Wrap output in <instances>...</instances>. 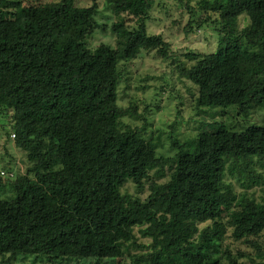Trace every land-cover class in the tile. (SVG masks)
I'll return each instance as SVG.
<instances>
[{"label":"trees","instance_id":"trees-1","mask_svg":"<svg viewBox=\"0 0 264 264\" xmlns=\"http://www.w3.org/2000/svg\"><path fill=\"white\" fill-rule=\"evenodd\" d=\"M154 1L105 0L121 16L116 44L90 48L86 39L107 28L98 0H0V113L29 163L20 175L0 170V193L14 190L0 197L4 263L115 264L135 244L147 251L135 264L192 255L264 264V195L248 193L264 182V124L200 132L192 155L173 138L178 152L166 157L123 122L137 111L119 104L120 62L143 51L172 59L171 43L148 31ZM176 1L189 13L185 34L208 27L220 36L217 51L173 62L197 86V107H235L243 118L264 109V0ZM230 175L244 178L243 193ZM128 181L147 196L130 193Z\"/></svg>","mask_w":264,"mask_h":264},{"label":"rangeland","instance_id":"rangeland-1","mask_svg":"<svg viewBox=\"0 0 264 264\" xmlns=\"http://www.w3.org/2000/svg\"><path fill=\"white\" fill-rule=\"evenodd\" d=\"M21 1L24 4L50 5L57 0ZM185 1L197 6L200 0ZM98 3L97 20L107 28H98L86 39V44L90 48H95L100 43L114 46L117 35L112 32L111 26L113 22L121 20V16L106 9L105 0H98ZM77 4L91 5L92 0H77ZM188 20L189 13L185 4L176 0H155L151 18L147 20L148 31L150 34H162L171 43L172 59L165 60L158 57L155 52L143 51L138 58L129 62L121 61L119 64L123 73L119 84V104L137 111V114L126 116L123 119L124 124L141 128L142 135L157 145L158 154L166 157L175 156L178 152L172 144L173 138L179 140L184 155H192L197 153L200 132L214 131L222 126L241 130L249 124H264V109L257 107L252 108L248 118L238 115L235 107L225 109L197 107L198 88L189 79L179 74L175 63L190 64L193 56L217 51L220 36L208 27L187 35L184 28ZM10 124V116L0 113V170L12 171L20 175L25 172L29 163L23 151L15 146V138L9 135ZM227 180L232 183L237 192L245 191L244 178L230 175ZM126 188L130 193L147 196V190L140 192L130 181L126 183ZM263 191L264 182L254 185L248 193L261 200ZM13 195L12 188L0 193V197L8 199ZM137 238L139 243L149 242L148 239L139 235ZM146 252L145 248L131 244L125 248V256L116 260L115 264H135L133 258ZM174 259L185 264H207L208 262L205 255L180 256L171 260ZM240 262L250 264L246 258L241 259ZM0 264H6L1 257ZM12 264L54 263L41 259L34 260V256H29L18 258ZM62 264H85V262L72 261ZM215 264L228 263L219 255L216 257Z\"/></svg>","mask_w":264,"mask_h":264},{"label":"built area","instance_id":"built-area-1","mask_svg":"<svg viewBox=\"0 0 264 264\" xmlns=\"http://www.w3.org/2000/svg\"><path fill=\"white\" fill-rule=\"evenodd\" d=\"M12 137L15 138V135L13 134ZM2 175H5V176H6V175H8V174H7L6 171H2Z\"/></svg>","mask_w":264,"mask_h":264}]
</instances>
